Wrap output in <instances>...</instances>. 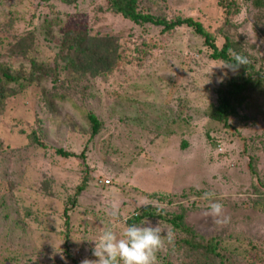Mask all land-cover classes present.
Segmentation results:
<instances>
[{
    "label": "rangeland",
    "instance_id": "1",
    "mask_svg": "<svg viewBox=\"0 0 264 264\" xmlns=\"http://www.w3.org/2000/svg\"><path fill=\"white\" fill-rule=\"evenodd\" d=\"M142 1L140 8L154 17L183 14L201 22L219 48L225 38L229 39L231 49L251 60L264 76V6L257 10L252 0H235L224 15L216 0H166L161 6ZM33 2L30 7L32 0H0V62L11 71L28 67L19 58L16 43L29 30L35 33V44L28 52L40 61L50 60V66L57 68L56 47L51 39L59 31L54 29V36H46L40 29L44 16L56 18L54 21L64 29L69 23H89L79 13L85 12L92 22L98 21L127 37L130 24L106 12L103 2L88 7L87 2L79 3V12L74 5L59 1ZM98 6L103 12L97 13ZM34 11L42 17L31 19ZM144 39L157 48L150 50L141 63H126L108 78L88 82L86 91L84 82L67 80V73L58 67L56 87L66 101H56L54 114L42 100L44 91L52 89L51 81L8 100L5 115L0 118V143L13 147L14 153L0 157V181L7 186L9 183L10 190L0 192L6 193L0 198L4 202L0 211V241L4 242L0 243V264H24L29 260L53 264L65 260V219L61 213L85 176L86 189L78 197L77 207L68 212L67 251L77 264L85 258L96 259L91 240L97 238L104 223H113L122 233L124 220L148 207L162 214L184 213V224L200 234L242 233L258 245L264 256V206L256 209L252 204L253 200L264 204V81L240 93L234 102V114L223 128L208 118L209 105L216 101L217 89L224 88L235 73L219 67L221 62L208 59L203 40L190 28H180L168 37L153 27ZM133 49L127 58L137 57ZM132 82L142 88L136 98L143 101L144 108L149 105L157 109L158 116L163 114L176 121L171 135L160 133L155 140L147 125L139 127L134 120L139 115L136 106L115 101L113 91L128 90ZM88 113L105 120L107 126L91 140ZM36 127L50 147L45 151L26 147L25 137L15 136L20 129L29 133ZM86 146L85 160L77 158ZM57 149L75 157L56 155ZM221 149L222 155H217L215 151ZM250 158L257 177L250 173ZM194 191L213 192L215 198L205 200L193 195L182 199V195ZM169 197L173 204H167ZM146 202L149 205H142ZM213 202L223 204V215L230 217L226 225H216L204 215ZM114 206L119 213L116 220L108 214ZM29 209L34 214L30 212L27 217ZM143 221H147L143 226L157 225ZM165 252L163 248L157 253V264H181L175 251ZM72 260L66 264H73ZM235 263L241 264V260Z\"/></svg>",
    "mask_w": 264,
    "mask_h": 264
},
{
    "label": "trees",
    "instance_id": "2",
    "mask_svg": "<svg viewBox=\"0 0 264 264\" xmlns=\"http://www.w3.org/2000/svg\"><path fill=\"white\" fill-rule=\"evenodd\" d=\"M42 1L53 3L59 1L61 4L68 5L69 7L74 5L77 7L78 12L79 3L87 2L86 6L88 7V4L95 3L96 1L100 3L103 2L106 6L104 9L106 12L118 15L130 24L127 30V37H125L122 32H113L109 26L99 24L98 21L92 22L85 12L79 13H82L81 15H83L85 20L89 23L72 24L68 22L70 26L65 25L64 29H62L61 26L54 21L56 18L49 19L47 16L42 17L40 13L36 14L34 11L35 15L31 16V19L42 17L40 29L44 30L46 36H54V29L59 31L58 36H54L55 39H51V42H53L56 47L55 58L57 59V68L54 69L50 66V60L40 61L35 58L32 53H29L32 51L35 44V33L33 30L27 31L26 36H21L19 41L16 43V47L21 54L19 55V58H23L24 64L25 62L28 63V67L26 70L11 71V69H8L5 66V63L3 64L0 62V118L5 115L4 113L9 99L23 94L29 88H37L39 86L43 87L49 81H51L50 84L52 89L44 91L42 100L48 109H50L52 114H54L56 101H66V96L64 94H58V88L56 87L59 82V79H57L56 76L59 72L58 67L61 71H63L62 73H67V80L72 81L75 79L78 81L76 83L84 82V85H87L90 81L93 82L99 78H108L126 63L132 64L134 61L138 65L144 57L150 54V50L157 48L154 43H151L148 40L146 41L144 39L142 41V38L148 37L149 34L153 32V27L159 28L160 34L167 35L168 37L172 36L173 33L180 28H190L193 30L198 39L203 40L202 47L206 53H208V59L219 61L222 64L225 62H232L229 55V49L233 46L229 39L225 38L223 44L219 48L217 46V42H215L211 34L205 30L201 22L183 14H176V17L174 18L154 17L147 10L143 11L142 8H140V2L142 0ZM145 1L151 5L154 4L155 6L164 5L166 2V0ZM216 1L217 7L224 15H227L230 8L235 5V0ZM263 1L264 0H252L253 7L257 10L263 8ZM33 5L34 2L32 0V3L29 6L32 7ZM34 9H36V6H34ZM189 9L192 10L194 8ZM101 12H103V9L98 6L97 13ZM28 23L31 25V21H28ZM139 39L140 43L138 42ZM132 49L135 53H137V57H132L131 59L127 58L126 54ZM9 53L10 52L6 51L5 55H9ZM248 61L249 62L245 66H240L239 69L234 72L235 75L228 80L224 88L221 87L217 89L216 101L209 105L210 111L208 112V118L210 121L220 124L223 128L227 127L228 118L234 114V102L235 100L237 101V97L240 93L245 91L247 88H250V86L257 87L258 85H261L262 81H264V76L256 70L251 60L248 59ZM133 83L134 82L128 84V90H119L120 92L114 90L112 95L115 98V101L125 102L130 107L136 106L139 109V115H137L134 120L137 125H140L139 127H142L141 125H147L148 131L154 134L155 140L163 133L166 136L171 135V126L173 127V125L176 124V121L169 119V116H164L163 114L158 116L157 109L148 108L150 107L149 105L144 108L143 101L140 98H136V96L142 92V88L140 85ZM88 88L89 85L84 86L83 90L86 91ZM66 89L68 90L70 87ZM82 95L83 93L80 94V98ZM113 113L114 112H112V116ZM86 119L89 124V131L91 135L90 140L102 133L107 127L105 126L106 121L102 120L94 113H88ZM119 119L123 120L125 118ZM178 122L183 121L178 120ZM184 124H186V122ZM190 125L191 124L188 126ZM8 131H11L10 128ZM41 131V129L36 127V129L27 133L26 129L23 128L20 129L18 131L19 133L15 134V136L17 138L25 137L26 147L31 148L32 146H36L37 149L45 151L50 147L45 144L43 140V133ZM9 132L7 133L9 134ZM8 148V146H3V144L0 143V157L6 153H14L13 147ZM87 152L88 149L86 146L77 158L85 160ZM222 152V149L221 152L215 151L217 155H222ZM55 154L65 158L75 157V155L66 153L61 149L55 150ZM251 159L252 158L249 159L250 161L248 163L249 170L252 176L257 177L258 174L254 165L252 166ZM86 183L87 176L83 177L81 184L76 188L74 195L68 198L72 199L66 200L65 202V207L61 213L65 219V231L63 232V234H65V260L61 261V263L54 262L53 264H66L72 260L67 251L70 247V241L68 239L70 217L68 212L70 211V208L73 209L77 207L78 197L85 191ZM8 186L6 182L0 181V192L2 189H7V192L10 191ZM203 194V191H194L192 193L182 195V199L184 197L189 198L193 195L199 197L203 196ZM5 195L6 193H0V198ZM172 199L173 198L169 197L167 204H173ZM258 202V200L252 201L253 207L256 209L264 206V204L259 205ZM3 207L4 202L0 201V211ZM262 211H264V207L262 208ZM30 212L33 213L30 209L25 213L27 217H29ZM122 219L124 220V218ZM143 220L157 222L156 224L167 228L168 231L173 233V243L168 244L165 239L164 248L167 253L169 251H175V254L177 255L176 260L181 264H237L235 263L237 259L241 260V264H243L242 262H244V264H264V256L258 249V245L254 244V242L242 233L229 231L224 234H200L184 224V213L174 215L168 213L162 214L161 212H157L149 207L144 208L134 217L126 218L124 220V224L126 226L131 224L141 225L144 223ZM0 243L4 244L2 240ZM16 253V255L20 254V252ZM72 261L73 264H77L76 260ZM170 263L172 262H166V264ZM24 264H40V262L38 260H29Z\"/></svg>",
    "mask_w": 264,
    "mask_h": 264
},
{
    "label": "clouds",
    "instance_id": "3",
    "mask_svg": "<svg viewBox=\"0 0 264 264\" xmlns=\"http://www.w3.org/2000/svg\"><path fill=\"white\" fill-rule=\"evenodd\" d=\"M229 55L232 62H225L219 67L228 68L235 72L240 66H245L249 61L247 57L229 49ZM203 199L213 200L215 193L205 192ZM142 205H149L147 202ZM224 206L221 203L213 202L209 204V210L204 213L211 218L216 225H226L230 222V217L223 215ZM109 216L118 219V209L114 206ZM131 224L126 226L122 233L115 230L113 223H104L97 238L91 240L94 242L92 255L94 260L83 259L80 264H157V253L165 247V239L162 238V232L166 237L167 243L172 244L174 240L171 231H164L159 224L153 226H143Z\"/></svg>",
    "mask_w": 264,
    "mask_h": 264
}]
</instances>
